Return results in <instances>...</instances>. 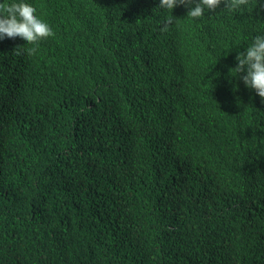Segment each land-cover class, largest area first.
I'll return each instance as SVG.
<instances>
[{
	"label": "trees",
	"instance_id": "16d2710c",
	"mask_svg": "<svg viewBox=\"0 0 264 264\" xmlns=\"http://www.w3.org/2000/svg\"><path fill=\"white\" fill-rule=\"evenodd\" d=\"M25 2L55 35L0 40V264H264L255 7L162 32L152 0Z\"/></svg>",
	"mask_w": 264,
	"mask_h": 264
},
{
	"label": "clouds",
	"instance_id": "9594fccd",
	"mask_svg": "<svg viewBox=\"0 0 264 264\" xmlns=\"http://www.w3.org/2000/svg\"><path fill=\"white\" fill-rule=\"evenodd\" d=\"M160 9L172 11V15L167 17L161 26V31H167L174 22L182 26L195 27L205 20L223 2L225 9L235 11L242 6L251 3L255 10L247 14L251 18L264 19V0H152ZM160 3V4H159ZM36 8L25 0L19 2L6 3L0 0V40L4 38L15 39L20 37L29 45L37 47L24 49V46H17L14 52L21 55L26 52L29 56L34 55L38 50L41 40L54 36L50 25L36 15ZM166 42L173 48L176 44L167 40ZM231 70L242 78V83L254 89L257 95L264 101V32L257 35L254 40L240 48V52L234 57ZM230 70V71H231ZM188 160L197 161L198 157L194 153L185 155ZM252 161L247 165V171L251 168L262 169L260 161ZM201 170L193 175L196 180L200 177ZM224 215V214H223ZM222 215V216H223Z\"/></svg>",
	"mask_w": 264,
	"mask_h": 264
}]
</instances>
